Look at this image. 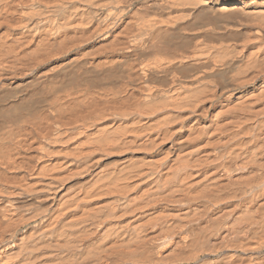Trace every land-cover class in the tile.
<instances>
[{"label":"bare ground","instance_id":"6f19581e","mask_svg":"<svg viewBox=\"0 0 264 264\" xmlns=\"http://www.w3.org/2000/svg\"><path fill=\"white\" fill-rule=\"evenodd\" d=\"M0 264H264V0H0Z\"/></svg>","mask_w":264,"mask_h":264}]
</instances>
